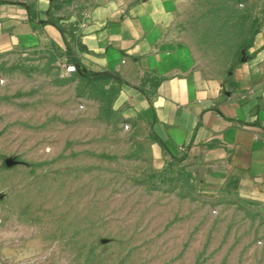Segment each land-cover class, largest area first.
<instances>
[{"label":"rangeland","instance_id":"obj_1","mask_svg":"<svg viewBox=\"0 0 264 264\" xmlns=\"http://www.w3.org/2000/svg\"><path fill=\"white\" fill-rule=\"evenodd\" d=\"M182 7L176 33L207 77H223L264 23V0ZM54 55L27 57L24 101L3 114L0 264H264L255 205L155 157L117 85Z\"/></svg>","mask_w":264,"mask_h":264},{"label":"crops","instance_id":"obj_2","mask_svg":"<svg viewBox=\"0 0 264 264\" xmlns=\"http://www.w3.org/2000/svg\"><path fill=\"white\" fill-rule=\"evenodd\" d=\"M58 1L0 0V129L24 101L16 81L31 75L27 57L63 50L54 58L66 67L112 76L155 157L192 167L209 187H234L264 219V23L213 78L195 71L176 33L187 0Z\"/></svg>","mask_w":264,"mask_h":264},{"label":"trees","instance_id":"obj_3","mask_svg":"<svg viewBox=\"0 0 264 264\" xmlns=\"http://www.w3.org/2000/svg\"><path fill=\"white\" fill-rule=\"evenodd\" d=\"M66 3H67L66 0H59L57 5H59V7H60L63 4H66ZM58 21L59 20H57L56 22L53 21V22H50V23L58 25ZM72 65L75 67V71H77L81 77H84L87 80H93V79H96V78H100L101 80L106 81L107 83H111V81H113V78H112V76L110 74H107V73L96 74V73L87 72L78 61L72 62Z\"/></svg>","mask_w":264,"mask_h":264},{"label":"built area","instance_id":"obj_4","mask_svg":"<svg viewBox=\"0 0 264 264\" xmlns=\"http://www.w3.org/2000/svg\"><path fill=\"white\" fill-rule=\"evenodd\" d=\"M83 25H84V24L81 23V24H80V27L83 26ZM66 71H67L68 73H74V72H75V67H74L73 65H69V66L66 67Z\"/></svg>","mask_w":264,"mask_h":264}]
</instances>
